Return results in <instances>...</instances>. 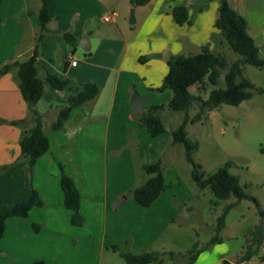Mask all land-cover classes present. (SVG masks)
<instances>
[{"label":"crops","instance_id":"crops-1","mask_svg":"<svg viewBox=\"0 0 264 264\" xmlns=\"http://www.w3.org/2000/svg\"><path fill=\"white\" fill-rule=\"evenodd\" d=\"M230 3L248 19L249 32L264 56V0ZM177 4L188 6L189 23L175 21L173 10ZM40 6V0L0 1V67L33 55L41 26ZM219 7L220 0H151L137 7L130 0H50L51 20L40 41L39 70L42 76L48 71L69 78L73 87L60 91L45 80L38 109L50 149L37 160L33 179L45 204L33 207L28 217L7 218L0 238V264L39 259L47 264H122L113 245L133 252L149 247L170 250L168 245L155 248L153 243L178 213L185 212L187 203H181L190 199L188 188L182 187V177L189 185L193 179L180 167L187 161L184 146H175L179 144L173 142L171 134L167 139L162 138L164 133L153 137L139 117L171 98L170 88H157L163 84L172 55H194L206 44L226 57L232 51L214 27ZM132 8L135 23L130 21ZM109 14L114 16L107 21L105 16ZM65 32L78 38L73 51L65 42ZM238 58L235 55L229 62ZM74 59L76 65L71 64ZM88 81L101 86L99 96L73 109L64 130H52L68 92ZM136 93L149 96L140 112L133 110ZM27 113V102L13 73L1 75L0 120L22 119ZM20 138L19 127L0 121V166H8L0 172V214L30 198L24 183L26 159ZM177 152L183 162H179ZM158 161L164 168L167 186L145 207L130 190L148 178L144 166ZM59 162L74 177L81 192V213L85 217L81 226L72 223V211L65 206ZM33 223L43 224L41 230L35 231ZM225 230L226 226L222 232ZM173 231L177 234L178 230ZM242 251L233 255L223 240L203 251L193 264H222L224 260L235 263Z\"/></svg>","mask_w":264,"mask_h":264},{"label":"trees","instance_id":"trees-1","mask_svg":"<svg viewBox=\"0 0 264 264\" xmlns=\"http://www.w3.org/2000/svg\"><path fill=\"white\" fill-rule=\"evenodd\" d=\"M40 1L39 17L41 26L35 36L33 55L27 60H15L0 67V76L6 73H13L21 94L28 105V113L25 118L11 121L1 119L0 121L15 125L21 130L20 147L22 155L26 159L24 183L26 190L30 192L28 200L17 202L8 211L0 214V238L5 233L8 217H28L33 207H40L45 204V200L40 196L33 184L37 160L50 149V138L44 129L42 113L38 109V103L45 92V80L60 91H65L68 86L73 87L71 79L62 77L58 73L47 71L44 76L40 73V41L47 31L51 20L49 12L50 0ZM149 2L151 0H130L133 7L144 6ZM173 17L177 23H189L191 16L188 6L177 4L173 10ZM2 21L3 17L0 13V28ZM214 27L221 32L229 47L239 55V58L233 62H229L224 54L212 50L209 44L202 46L201 50L194 55H172L168 60L169 69L163 80V84L157 88L160 91L170 88L172 91L171 98L167 104L153 105L150 110L142 112L139 117L141 125L155 137L167 132L161 116V110L165 106L176 112H185L186 115L183 121L172 130L171 135L175 144H181L185 148L187 161L192 166V179L200 190H210L212 195L219 200H227L231 197L237 199V202L227 204L223 212L217 217L214 235L211 239L202 247H199L198 242L194 243L193 249L190 251L191 257L186 264H193L203 251L223 241L221 234L226 226L227 215L238 202L245 199L253 200L260 213L264 215L262 205L257 198L247 192L246 186L240 183L237 175L231 173L230 168L233 161L228 160L214 172L206 173L201 163L196 161L194 157L195 152L199 148V143L188 136L187 124L202 120L206 109L219 107L224 103L239 105L243 101L251 99L256 91L264 93V88H258L245 75V66L247 64L264 68V56L261 55L260 47L249 32L248 19L231 5L230 0H220L219 16L215 20ZM64 37L65 42L72 51L75 50L78 45L77 36L72 32H65ZM89 54L90 52L87 53V55ZM143 59L141 58V61ZM222 70H226L223 79ZM205 80H208L209 84L215 87L208 92V97L204 100L201 96L194 95L190 88L203 83ZM72 87L71 90L73 89ZM100 92L101 86L95 81H88L78 87L76 91L68 92L66 96L67 102L59 109L57 119L52 123V130H64L73 109L94 101ZM196 100L199 102L200 111L191 118L188 110ZM7 167L0 166V172ZM59 167L62 171L61 187L64 192L65 206L72 211V223L81 226L85 222V217L81 213V192L74 177L66 173L64 164L59 162ZM144 170L148 178L140 185L132 188L130 194L139 204L148 207L159 197L166 188L167 183L164 168L160 161L146 164ZM42 226L43 224L41 223H33L35 231L41 230ZM259 234L261 235V233ZM257 242H259V237L255 236L253 241L246 244L237 262L232 263L224 260L222 264H247L259 251V248L254 247L258 244ZM112 249L118 252L128 264H162L165 262L166 256L172 261L177 260V253L173 251L149 249L133 252L124 250L119 245H113ZM261 259L264 260V256H261ZM23 264H47V262L44 259H39Z\"/></svg>","mask_w":264,"mask_h":264},{"label":"rangeland","instance_id":"rangeland-1","mask_svg":"<svg viewBox=\"0 0 264 264\" xmlns=\"http://www.w3.org/2000/svg\"><path fill=\"white\" fill-rule=\"evenodd\" d=\"M235 55L239 56L233 50L229 51L228 60L233 59ZM225 72L226 70H222V79ZM245 75L258 88H264V68L247 64ZM214 87L205 80L193 86L192 92L205 100L208 92ZM199 111L200 105L196 100L189 108L188 114L193 118ZM185 115L183 111L176 112L165 106L161 110V116L168 132L164 133L162 138H169L172 130L181 124ZM187 132L192 140L199 143L194 157L201 163L203 170L206 173L214 172L228 160H232L231 173L239 177L240 183L246 186L250 195L257 198L264 210V93L256 91L251 99L239 105L224 103L219 107L206 109L202 120L187 124ZM175 146L182 147L181 144ZM176 156L179 162H183L181 153L179 156L177 152ZM180 167L184 169V173L191 175L192 166L188 161ZM182 181V187L185 186L189 191L187 197L190 200L181 203H187L186 210L178 213L169 224L168 230L153 243L155 248L168 245L170 250L166 251L177 253L176 261L166 256L162 264H186L191 257L190 251L194 243L198 242L199 247L205 245L214 235L216 219L224 207L231 202H237L235 197L227 200L217 199L210 190H200L194 180H191L190 185L185 177H182ZM174 187L178 188L177 185ZM173 229L178 230L177 234ZM221 236L230 245L233 255L244 250L246 244L253 241L255 236L259 237L258 244L254 246L259 248V251L250 261L252 264H261L260 259L264 255V215L253 200H242L229 211L226 230ZM149 249L153 248L146 250ZM117 258L122 260V264H128L121 257Z\"/></svg>","mask_w":264,"mask_h":264},{"label":"water","instance_id":"water-1","mask_svg":"<svg viewBox=\"0 0 264 264\" xmlns=\"http://www.w3.org/2000/svg\"><path fill=\"white\" fill-rule=\"evenodd\" d=\"M130 21H131V23H135V21H136L135 8H132L131 9ZM80 45H81V47H84L83 44H80ZM169 54H170V51L168 50V56H169ZM168 56H166V59L168 58ZM148 98H149L148 95L137 94V93L134 94V96H133V110L135 112H140V111L144 110V104H145V101ZM120 202H121V200H119L118 202H116L115 206H117Z\"/></svg>","mask_w":264,"mask_h":264},{"label":"built area","instance_id":"built-area-1","mask_svg":"<svg viewBox=\"0 0 264 264\" xmlns=\"http://www.w3.org/2000/svg\"><path fill=\"white\" fill-rule=\"evenodd\" d=\"M113 16H114V15L109 14L108 16H105V20L110 21V20H112ZM71 64H72V65H76V64H77V60H76V59L72 60V61H71Z\"/></svg>","mask_w":264,"mask_h":264}]
</instances>
